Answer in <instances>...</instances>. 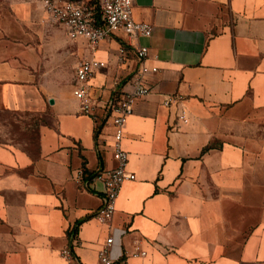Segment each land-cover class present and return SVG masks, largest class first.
<instances>
[{
    "label": "crops",
    "instance_id": "crops-1",
    "mask_svg": "<svg viewBox=\"0 0 264 264\" xmlns=\"http://www.w3.org/2000/svg\"><path fill=\"white\" fill-rule=\"evenodd\" d=\"M0 1V108L51 115L27 145L0 143V264H100L110 233V256L129 264H264V0H132L153 26L140 42L159 70L125 125L136 178L111 228L95 218L104 184L74 175L115 167L109 104L139 63L119 61V37L96 50L70 39L42 0ZM86 57L107 64L90 81L96 117L74 95ZM71 74L70 90L60 77ZM175 94L187 123L163 104Z\"/></svg>",
    "mask_w": 264,
    "mask_h": 264
},
{
    "label": "built area",
    "instance_id": "built-area-1",
    "mask_svg": "<svg viewBox=\"0 0 264 264\" xmlns=\"http://www.w3.org/2000/svg\"><path fill=\"white\" fill-rule=\"evenodd\" d=\"M46 20L61 25L72 40L84 38L89 48L96 50L99 45L110 38H121L119 48V61L126 63L129 53H132L139 66L130 77V88L124 90L114 102L109 104L111 109V122L113 128L112 153L116 162L111 169L88 171L79 168L74 180L80 185L89 186L95 182H102L105 186L102 205L97 209L95 218L102 224L111 228V222L116 211V202L125 181L134 180L136 175L128 169L129 154L123 148L125 125L128 118L134 113L135 103L149 95L152 87L147 81V75L157 72L158 66L148 65L150 48L140 40L150 37L153 26L146 21L137 20L133 12L132 0H42ZM124 35V37L122 36ZM105 61L96 58H82L75 68V98L80 102L81 111L89 116L96 117L98 103L96 102L90 81L97 72L105 69ZM183 94L168 95L163 104L166 107L180 106L178 117L181 121H189L188 111L181 106ZM74 243L76 239L73 238ZM113 236L106 238L99 251L100 264H129L128 260L117 261L109 254L113 244ZM61 254L71 260L72 248L67 246ZM147 253L136 245L134 256H145Z\"/></svg>",
    "mask_w": 264,
    "mask_h": 264
},
{
    "label": "rangeland",
    "instance_id": "rangeland-1",
    "mask_svg": "<svg viewBox=\"0 0 264 264\" xmlns=\"http://www.w3.org/2000/svg\"><path fill=\"white\" fill-rule=\"evenodd\" d=\"M72 79L73 74L62 76L60 77V85L62 87L68 86L67 88L71 90ZM50 116V114L15 112L0 108V143L27 145L29 140L37 139L39 124L44 122V118H49Z\"/></svg>",
    "mask_w": 264,
    "mask_h": 264
},
{
    "label": "water",
    "instance_id": "water-1",
    "mask_svg": "<svg viewBox=\"0 0 264 264\" xmlns=\"http://www.w3.org/2000/svg\"><path fill=\"white\" fill-rule=\"evenodd\" d=\"M50 103H52V104H53V103H54V99H50Z\"/></svg>",
    "mask_w": 264,
    "mask_h": 264
}]
</instances>
